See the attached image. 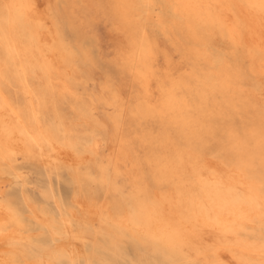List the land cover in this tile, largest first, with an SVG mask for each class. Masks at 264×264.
Here are the masks:
<instances>
[{"label": "rangeland", "instance_id": "374dc122", "mask_svg": "<svg viewBox=\"0 0 264 264\" xmlns=\"http://www.w3.org/2000/svg\"><path fill=\"white\" fill-rule=\"evenodd\" d=\"M56 1L57 0H54V2H53V0H45L46 14L43 16H44V20L48 24H46L47 26L46 25L44 26L45 31H46V32L44 31V33H43L44 34L43 35L44 45L42 47H40L38 45L39 40L36 38L35 35L32 34V32L28 26V22L24 19V15L18 11V6L15 4V0H4V1L0 0V75H1V77H0V92L6 97L8 103L12 107V109L14 111H17L21 115V118L24 122H28V123H31V122L34 123L35 122V124L37 125L38 128L41 127L40 129L44 132V137L54 139L57 142H58L59 137H63V136L66 137L67 140H70L72 143L77 144L76 145L77 151L74 153H71L70 156H73L71 158H74V157L79 158V160L81 159L80 161H83L82 158H84V162L78 161V163H80L82 165L81 166L77 162L67 163V162H63L61 160H56L53 157V155H48L46 152H41V151L27 152V154L24 153V155L18 154V155H15L9 159L6 157L0 156V166H1V169L3 170L1 172H3V174L11 180V181L9 180L8 183L5 185L1 198H2L3 202L9 208V211H10L9 216L11 218L12 224L15 227H17L18 229H20V231L24 235L30 237V240H31V242L29 244L24 246L23 250L25 251V255L28 258H30L34 254L38 255L45 249H54L58 244L62 245L61 243H63V244H65V247L62 248L61 249L62 251H60L56 256L57 264H63L62 263L63 260L65 262H67V264H69V262L71 264L72 263L71 262L72 261L71 256L75 257L74 258L75 259L74 264H137L138 261H142V260L146 261L147 259L153 260V261H156V260H161V261H163V260H199L202 262V264H212V262H216L215 264H219V262H220V264H227V263L239 264V262L236 259H234L233 257L230 256V252H229V249L227 246H223L221 250L214 249L213 245L215 242L214 241L215 238H214L213 234L211 232H209L208 230L203 229L201 227H196L194 229H188L186 231L187 232L186 235L188 236L187 237L188 238L187 243L185 245H183L180 252L173 253L171 251V249H169L167 246L161 244L158 240L147 239L142 234H139L136 231L131 230L126 224H121L119 221L123 220V218L125 217V214L121 211L125 210L124 206L126 208H128V205L130 203V199L133 197L139 198L141 200H149L150 199V200L161 201L164 198H166V199H169L171 201H173V200L175 201V197H176L177 192L179 190L184 191L186 196H188V194L190 195L191 193H195V194L197 193V188H198L197 186L199 185V181L197 179L198 174L196 172L200 173L203 170H205L206 172L214 171V172H218L220 174H224V175L227 174L228 175V174L233 173L237 167H241L240 163L243 162L242 160H244V159H242V160L240 159V161H239V156L244 154L243 150H242L243 145L248 142L249 145L247 143L248 146L247 145H244V146H246L247 151L250 149L248 152H253L258 148V145L256 143L257 139H255V138H257L258 136L264 135V111H263L264 110V105H263L264 104V82H263L264 81V76H263L264 73L262 75L255 74L253 72V70L250 68V64L247 65L248 63H250L249 58H247V57L242 58V57H240V56H238V55H236L230 51L224 52L217 45H215L211 42H206V41L200 40L198 38H194L191 35L192 34L191 32H188L186 29H184L182 27L176 26L177 25L176 22L178 19H176V17H175V12L173 10H171V8L167 7L164 4V0H147V2H144V1L135 2L136 0H134V1L132 0V8L130 7L131 9H129L128 5H126L127 9H123V10H120L121 5L119 4V0H115V1L111 0L112 2L110 0H107V1H103V0H97V1L96 0L95 1L94 0H89V1L88 0H73V1L72 0H60L59 1L58 0V2H56ZM108 1H110L111 4ZM61 2L62 3L65 2V3L62 4ZM84 2H86V3H84ZM54 3H55V5H54ZM104 3L106 5H103ZM60 4H61V6H60ZM51 5H52L53 9H52ZM71 5H72V7H71ZM87 6H88L89 10H88ZM145 6H147V7H145ZM163 6H165L167 9ZM107 7H108V9H107ZM114 7H116V8H114ZM138 7H140V8H138ZM86 8L90 14L86 10ZM2 10H4V11H2ZM77 11L79 14L77 13ZM86 11H87V13H86ZM109 11H110V14H109ZM148 11H150V13H151V15H149L150 17L146 13ZM157 11H158V13H157ZM161 11H163V12H161ZM54 13H55V15H54ZM73 13H75V14H73ZM95 13H97L96 16H95ZM105 13H107V14H105ZM115 13H117V16ZM228 13H229L230 17L233 16L231 12H228ZM103 14H105V15H103ZM112 14L113 15L115 14L116 17L120 16L119 18H121V19H117ZM246 14H249V15L247 16ZM81 15H82V18H81ZM92 15H93V17H91ZM111 15H112V17H111ZM240 15L243 16V18H244L245 36L249 38L250 44L253 47L257 45V47L259 46L258 48L264 49V45H263V43H264V13H262L261 11L258 12L255 9H252L250 6L244 5L243 10L240 11ZM101 16H103V17L101 18ZM105 16H107V17H105ZM156 16H157V18H156ZM85 18L87 19V21ZM97 19H99V20H97ZM163 19L165 20V22L163 21ZM82 20H84V21H82ZM143 20H144V22H143ZM148 20H150V21H148ZM137 21H138V23H136ZM159 21H161V22H159ZM171 21H172V23H171ZM255 22H258L259 24H255ZM120 24H122V25H120ZM171 24H174V25H171ZM137 25H138V27H137ZM144 25H146V26H144ZM99 26H100V28H99ZM164 26H166V27H164ZM91 27H93V29ZM160 27L162 28V30ZM143 28H144V30H143ZM174 28L176 29V31ZM95 29L97 30V32ZM140 30H142V31H140ZM171 30H172V32H171ZM252 30H254L253 32L255 33L256 36L254 35L253 32H250ZM146 31L148 34H146ZM98 33H99V35H98ZM141 33H145V35L141 34ZM185 33H186V35H185ZM64 34H65V36H64ZM142 35L145 37V39ZM160 35L162 36V39H161ZM121 36L123 37V39ZM88 37H89V39H88ZM148 37H150V38L153 37V38L150 39ZM22 38L24 40H22ZM7 39L14 41L18 45L17 46L18 48L14 49L15 51L8 49L7 42H6ZM155 39L158 41H156ZM92 41H95V42H92ZM137 41H138V43H137ZM143 41L148 42L150 44V46H148V48H146V46L145 47L141 46V42H143ZM184 41H186V42H184ZM74 42L79 43V44H75ZM132 42H134L137 45H135ZM156 42H157V44H156ZM80 43H81V45H80ZM163 43H164V45H163ZM48 44L55 45L57 48V52L59 54H61L62 58L60 61L56 60V62L53 63L54 67L51 69L52 73L50 75V80H48V82H47L48 76H46L41 71H38L37 69H33V67H31V66H27V67L25 66L24 67V65L22 63V59H25L26 62H28L29 52H38L40 50V48L44 49V53L43 52L42 53L45 56L47 54V52L45 51V48L47 47ZM199 44H201L200 47H199ZM179 45H180V47H179ZM183 45H184V48H183ZM21 46H22V48H21ZM136 46H138L140 48H138ZM169 46H170V48H168ZM206 46H207V48H206ZM69 47H70V49H69L70 51L68 52L67 48H69ZM20 48H21V50H20ZM84 48H85V50H84ZM88 48H90V52L88 51L89 50ZM23 49L24 50L26 49V52H27L26 54H23V51H22ZM96 49L98 50L99 54L97 53ZM80 50H82V52ZM85 51L99 57V62L97 63L94 61L92 68H91V65L89 67L87 64L84 63L85 57H83V56H84ZM120 51H125L127 53L133 54V58H132L133 61L131 60L132 62H130L127 66H125L121 63L118 64L115 61V56ZM204 51H205V53H204ZM62 53H64V55H62ZM222 53H224V61L219 60V56ZM172 54H174V55H172ZM48 56L49 55H47L46 57H48ZM67 59H69V60H67ZM70 59H72L74 61H72ZM178 59H179L180 64L178 63ZM229 60H231V61H229ZM228 61H229V63H228ZM73 62H74V64H73ZM101 62L103 64H101ZM209 63H211V64H209ZM67 64H69V66L70 65H72V66L67 67ZM213 64H214L215 68L213 67ZM228 64H230V65H228ZM85 65L89 68H87ZM150 65H152V66H150ZM77 66L79 67V69L77 68ZM138 67H140V68H138ZM159 67L161 70L159 69ZM67 68H69V70ZM80 68L83 70H81ZM118 68H120V69L118 70ZM123 68H124V70H122ZM223 68H225V69H223ZM73 70H74V72H73ZM80 70L82 71V74H81ZM112 70H113V72H112ZM2 71L4 73H2ZM114 71H115V73H114ZM123 71H124V73H123ZM131 71L133 72V74ZM161 71H163V72H161ZM104 72H105V74H104ZM106 72L108 74H106ZM116 72H117V74H116ZM230 72H231V74H230ZM125 73L129 74V75L127 76ZM130 73L132 75H130ZM135 73L138 75H136ZM61 74H63L64 79L66 78V80H69V81H66V83L68 84L67 88H62L60 86V75ZM89 74H90V76H89ZM114 74L118 75L117 77L120 79L119 82L117 81L118 78ZM123 74L125 77L123 76ZM221 74L227 75L229 77L230 76L232 77L234 75L232 78L230 77V81L232 80V83H230L229 89L223 88V86H225V85L223 84V82L221 80ZM77 75H78V77H77ZM97 75L100 76L99 77L100 81L98 80ZM104 75L109 76V77H105ZM120 76H122V77L120 78ZM143 76H145L147 79L143 78ZM235 76H236V78H235ZM86 77H88V80ZM115 77H116V79H115ZM123 77L125 79L128 78V80L127 79L125 80ZM172 77H174V78H172ZM206 77H207V79H206ZM12 78H14V79H12ZM101 78H103V79H101ZM248 78H250V79H248ZM186 79H188V80H186ZM129 80H130L131 84H128ZM103 81H104V83H102ZM180 81H181V83H179ZM208 81H210V82H208ZM246 82H248V83L246 84ZM93 83L96 84V86ZM116 83H119V84H116ZM6 84H7V86H6ZM69 84L71 86H69ZM112 84H113V87L111 86ZM248 84L249 85L251 84V85L247 86ZM118 85L121 86V90H120V87ZM129 86H130V89H129ZM135 86L137 87L138 90L136 89ZM201 86L203 89L201 88ZM210 87L212 89H214V90L211 89L212 92L209 91ZM216 87H218V88H216ZM74 88H75V91L77 93L74 91ZM155 88H156V91H155ZM88 89H90V90L92 89L91 90L92 92H90ZM231 89H232V91H231ZM101 90H102V92L99 93V91H101ZM118 90H120V91H118ZM183 90H184V92H183ZM234 90L238 93V95L237 94L234 95V93H233ZM83 91L86 93H84ZM245 91H246V93H245ZM108 92L110 93V95ZM114 92H115V94H114ZM96 93L98 94V96L99 95L100 96L98 97ZM117 94H119V96ZM152 94H153V96H152ZM205 94H207V95H205ZM208 95H211V96H208ZM228 95H230V96H228ZM235 96L236 97L239 96V97L236 98ZM189 97H190V100H189ZM231 97H233V99ZM96 98H98V99H96ZM117 98H118V100H117ZM120 98L124 99L125 101L122 102L123 100L122 99H121L122 101L119 100ZM242 98H244V99H242ZM234 99H236V100H234ZM254 100H256L257 102ZM101 101H104V102H101ZM211 102H213V104L214 103L218 104V106H215V104L213 106V104ZM255 102H256V104L254 105ZM118 103H120V105ZM116 104H117V106H116ZM127 104H129V105H127ZM227 105L229 107H227ZM115 106H116V108H115ZM120 106H122V107H120ZM135 106H137V107H135ZM138 106L140 108H138ZM219 106H221L223 108H221ZM123 107H124V109H123ZM234 107H236V109ZM128 108H130V109L128 110ZM155 108H158V109H155ZM32 109H34L35 112L31 114ZM101 109H103V110H101ZM219 109H221V110H219ZM222 109H224V113H223ZM144 110L145 111L147 110V111L145 112ZM226 110L231 112L232 116L230 115L231 113H229ZM151 111H152V113H151ZM141 112H142V114H141ZM148 113L149 114L151 113V114L149 115ZM226 113L227 114L229 113L228 115L231 117H229ZM235 113H237V114H235ZM94 114H95V116H94ZM143 114H145L147 117ZM210 114L213 116H215L217 114L218 115L216 117H213V116L210 117L211 116ZM253 114H256V116ZM102 115L106 116V118ZM109 115H111V116L108 117ZM240 115L242 117H240ZM99 116H100V118H99ZM243 116H244V118H243ZM252 118H253V121H252ZM104 119L105 120L107 119V120L105 121ZM163 119H165V120H163ZM244 119H246V120H244ZM168 121L169 122L172 121V122L169 123ZM231 121H232V123H231ZM245 121H248L250 124H248V122H245ZM209 122H210V124H209ZM222 122L224 124L227 122L228 123V124H226L227 128L232 127L230 129V131H234V133L232 134V132H231V135H229L230 134L229 128L227 129L226 126H224V124H222ZM235 122L236 123L238 122V124L241 126V127H238L239 129L237 127H236L237 129L235 128V126H237V124L235 125ZM257 122H259L260 124ZM246 123L248 124V126L246 125ZM112 124L114 127L112 126ZM152 125H153V127H152ZM159 125H161V126H159ZM212 125H214V126H212ZM230 125H232V126H230ZM254 125H256V126L253 127ZM261 125H263V126H261ZM195 126H196V128H195ZM136 127L138 128V130H136L137 129ZM146 127H148V128H146ZM172 127H173V130L175 132L172 130ZM204 127H205V129H204ZM214 127H215V129H214ZM246 127L248 129H250V128H252V129L248 130V129H246ZM258 127H259V129H258ZM184 128H186V129L184 130ZM188 128H190L188 130L190 132L187 135L188 131L186 133V130ZM199 128H201V129H199ZM107 129L108 130L110 129V130L108 131ZM146 129H147V132H146ZM242 129H244V130L242 131ZM260 129H261V131H260ZM180 130H183L185 135L182 134L183 131H180ZM245 130L251 131L252 136H253V134L255 136V138L253 137L255 140L250 136L251 135L250 132H248V135H247V132H245ZM123 131H124V133H123ZM144 131H145V133H143ZM150 131H152V132L150 133ZM240 131H242V132H240ZM125 132H126V134H125ZM178 132H181V134ZM210 132H212V133H210ZM257 132H259V133H257ZM240 133L243 134L244 137ZM137 134H138V136H137ZM234 134H235V136H234ZM258 134H260V135H258ZM193 135H195V136H193ZM245 135H246V137H245ZM152 136L154 138L153 140H152ZM176 136H178V137H176ZM212 136L216 137V138H212ZM232 136H233V138H232ZM96 137H99L98 140H100V142L97 140ZM178 138H180V139H178ZM220 138H221V140H220ZM236 138H237V140H236ZM239 138L240 139L246 138L247 140L245 139L246 142L244 143L242 141L244 139L239 140ZM234 139H235V141H234ZM231 140H232V142H231ZM249 140H251V141H249ZM94 141H97L99 143L98 153L94 149L95 148L93 145ZM91 142H92V145H91ZM139 142H141V143L139 144ZM146 142H148L149 144ZM206 142H208V143H206ZM250 142H251V144H250ZM118 143H119V145H117ZM121 143H123V144L121 145ZM131 143H132V145H131ZM194 143H195V145H194ZM214 143H216L215 146L213 145ZM221 143H222V145H221ZM133 145H135V146H133ZM160 145H162V146H160ZM182 145L184 148L182 147ZM251 145L253 147V151H251L252 150ZM112 146H114V147H112ZM153 146H154V148H153ZM156 146H158V147H156ZM185 146H190L191 148H187ZM192 146H193V148H192ZM228 146L229 147L232 146V147L229 148ZM145 147H146V149H145ZM235 147H236V150H235ZM147 148H148V150H147ZM116 149H118V150L122 149V150L117 151ZM163 149H165V150H163ZM181 149H183L184 151ZM79 150H85V152H87V153L81 154ZM138 150H140V151H138ZM146 150L150 151V154L148 152L146 154ZM124 151H125V153H124ZM159 151H161L162 153ZM192 151H194V152H192ZM230 151H233L234 156L232 155V152H230ZM169 152H171V153H169ZM124 155H126V156H124ZM176 155H177V158H176ZM261 155L263 157H261ZM84 156H86V158ZM138 156H139V158H138ZM179 156H181V157H179ZM89 157H92V158L95 157V158L93 160L92 158H89ZM106 157L108 159H106ZM145 157H146V160H145ZM182 157H183V159H185L187 161L190 160V162L183 160ZM207 157H208V159H207ZM234 158H235V160H234ZM86 159H89V160H86ZM220 159H221V161L218 162V160H220ZM263 159H264V150H261V151H259L258 155L256 156V158L253 162L249 160V161H245L246 163L245 162H243V163L245 165H250V163H251L252 168L254 170V174H257L260 171V173L264 176V165H262L263 164L262 161H264ZM144 160L147 162H145ZM24 161H25V163H24ZM151 161H152V163H151ZM183 161H185V164ZM191 161L193 164L191 163ZM213 161H215V162H213ZM176 162H177V164H176ZM200 162L202 163V165ZM230 162H231V165H230ZM10 163L12 164V166ZM14 163H15V165H14ZM40 163H42V164H40ZM100 163H101V165H100ZM188 163L191 164V165L189 164V167L187 165ZM234 163H237V164H234ZM77 164H78V166H77ZM143 164H144V166L142 167ZM146 164H147V166H146ZM180 164H182V166ZM65 165H66V167H64ZM70 165H72V166H70ZM151 165L153 168L151 167ZM183 165H186V166H183ZM192 165L196 166V167L193 166L194 169L197 168V169H195V170H197L195 172V177H193L195 170L193 168H192L193 170L191 169ZM206 165L209 167V169L207 168ZM210 165H212L213 167ZM223 166L225 169H223ZM177 167H179L178 168L179 170L177 169ZM183 167H185L186 169ZM187 167L190 168V172H189V169ZM200 167H201V169H200ZM256 167H258V168H256ZM106 168H108V169H106ZM144 168L146 170H144ZM214 168L216 169V171L214 170ZM73 169H75V170H73ZM98 169H99V173H98ZM152 169H153V171H152ZM180 169L183 173L180 171ZM183 169H185V171H183ZM143 170H144V172H143ZM154 170L155 171L157 170V171L155 172ZM158 170H160V171L164 170L167 172H163V171L159 172ZM175 170L176 171L178 170V171L176 172ZM227 171H229V172H227ZM94 172H95V174H94ZM158 172L160 174H157ZM186 172H188V173H186ZM104 173H105V175H104ZM161 173H163L162 175L163 176L165 175V176L163 177L161 175ZM164 173H166V174H164ZM189 173H192V174H189ZM203 173H204V171H203ZM178 174H180V175H178ZM185 174H187V175H185ZM71 175H73V176H71ZM166 175H168V176H166ZM145 176H147V177H145ZM186 176H187V178H186ZM169 177L172 178V181ZM183 177H185V178H183ZM188 177H189V179H188ZM101 178L102 179L104 178V179L102 180ZM150 179H152V181H150ZM182 179L186 180V182L183 181ZM110 180H111V183H110ZM178 181L181 185L178 183ZM191 181H192V183H191ZM102 182H104V184H102ZM141 182L145 183V184H142ZM162 182L164 185H161ZM175 182H177V183H175ZM195 183H197V184H195ZM8 185H9V187H8ZM152 185H154V187ZM109 187H110V189H109ZM123 187H125V188H123ZM133 187H134V189H133ZM168 187H169V189H167ZM176 187L179 189H177ZM150 188H152V189H150ZM190 189H191V191H189ZM132 190H134V191H132ZM149 190H151V191H149ZM103 191H105V192H103ZM106 191H107V193H106ZM109 191L112 193H110ZM131 191H132V193H131ZM54 193H55V195H54ZM174 193H175V195H173ZM88 195H89V197H88ZM106 195L109 197H107ZM112 195H113V198H112ZM70 196H71V198H70ZM74 196H75V198H74ZM114 196H116V197H114ZM167 196H169V197H167ZM114 198H115V200H112ZM87 199H89V200H87ZM91 199H93V201ZM79 200L81 202H79ZM109 200H110V202H108ZM118 202H120L121 210L116 212V211H114V207L116 206V204ZM32 203L34 204V206ZM97 206H98V208H97ZM100 206H101V208H100ZM70 207H71V209H70ZM33 208H34V210H32ZM80 210L81 211L83 210V211L81 212ZM88 210H90V211H88ZM71 211H74V212H71ZM94 211L97 215L94 213ZM102 211L105 215H106V213L108 215L113 214L111 216V217H113V219L112 218H110V219L105 218L103 220L102 217L100 216V213H99ZM25 213L27 215H24ZM61 213H62V215H61ZM83 213H84V215H83ZM42 214H43V216H42ZM56 214H58V216ZM46 215L50 219L47 218ZM51 215H54V216H51ZM37 216H38V218H37ZM55 216H57V217H55ZM90 216H92V218ZM51 217H53V218H51ZM66 217L68 218V220ZM77 217H79V218L77 219ZM84 217H85V220H84ZM38 219L40 222H38ZM48 219L51 220L52 222L48 221L47 222L48 224H47L46 221ZM59 219H60V222H58ZM80 219H81V221H80ZM86 219L90 222V224ZM56 220H58V221L56 222ZM75 221H77L78 223ZM94 221H97V222H94ZM99 221H100V224L103 221L102 223L104 224V226H103V224L99 225ZM82 222L84 224H82ZM92 222H93V224H92ZM105 222L107 225L105 224ZM43 223H45V224H43ZM63 223L65 224V226ZM75 223H76V225H75ZM55 225H57V227ZM62 225L64 228L60 227ZM52 226H55L56 230L54 229V227L52 228ZM107 226H108V231H107V228H105ZM79 228H81L80 231L78 230ZM98 228H100V229L102 228L103 230H100ZM75 229H76V231H75ZM37 230H39L40 232L38 231L39 232L38 233ZM98 230L100 231V233L98 232ZM110 230H111V232L113 231L114 233L109 232ZM32 231H35V232H32ZM51 231L53 233L55 231H58V232H62L63 234L62 235L59 234V236H58V234L56 235V233H54V235H53L51 233ZM73 231H75V232H73ZM102 232H103V234H101ZM107 232H109V234H105ZM64 233H66V235ZM80 233H82V235H80ZM89 233L91 234V236H89L90 235ZM94 233L96 234V236H94ZM44 234H45V236H44ZM49 234H51V235H49ZM113 235H114V238H116V239L112 238ZM42 236H43V238H42ZM48 236H50V237L48 238ZM51 236H52V239H51ZM79 236H83L84 238H87V241L82 242L79 239L80 238ZM36 238H38V239H36ZM64 238H65V240H64ZM88 238H91V239L93 238V239L90 240ZM95 240H96V242H95ZM51 241L52 242L56 241V242L52 243ZM59 241H61V242H59ZM113 241H115V242H113ZM71 242H73V243H71ZM42 244L44 245V248L42 247L43 246ZM223 244H225V243H223ZM75 245L77 248L75 247ZM92 245H93V247H92ZM144 246H145V249H144ZM67 247L68 248L70 247V248L68 249ZM81 247L83 248V250ZM149 247H151V248H149ZM186 247H188V248H186ZM71 249H72V251H71ZM151 249L154 250V252ZM65 251L66 252L68 251L69 256ZM91 251H92V253H91ZM88 252H90V253H88ZM62 253L64 256L62 255ZM147 253H150L151 255L147 254ZM85 254H86V256H85ZM147 255H149V256H147ZM193 255H195V256H193ZM87 256H88V258H87ZM217 256H220V258H216ZM94 257H96V258H94ZM80 258H81V260H80ZM13 260L11 258V261H13ZM82 260H83V262H82ZM21 261L23 262V264L29 263V260L27 261V260H24L22 258H21ZM56 262H55V264H56Z\"/></svg>", "mask_w": 264, "mask_h": 264}, {"label": "bare ground", "instance_id": "6f19581e", "mask_svg": "<svg viewBox=\"0 0 264 264\" xmlns=\"http://www.w3.org/2000/svg\"><path fill=\"white\" fill-rule=\"evenodd\" d=\"M4 1V0H3ZM60 1V0H59ZM73 1V0H72ZM89 1V0H88ZM95 1V0H94ZM97 1V0H96ZM103 1H107V0H103ZM111 1V0H110ZM110 1H108L110 3ZM115 1V0H114ZM134 1V0H133ZM137 1H144V2H147V0H136L135 2ZM54 2V0H53ZM58 2V0L56 1ZM68 2V1H67ZM66 2V3H67ZM75 2V1H74ZM73 2V3H74ZM107 2V3H108ZM112 2V1H111ZM143 2V3H144ZM62 3V2H61ZM65 2H63L62 4H64ZM80 3V2H79ZM86 3V2H84ZM117 3V2H116ZM115 3V4H116ZM142 3V2H141ZM15 4L18 6V11L24 15V19L28 22V26L32 32L33 35L36 36V38L39 40L38 41V45L40 47H42L44 45V37H43V33L45 31V25L48 24L46 23V21L44 20V16L46 14V11H45V0H15ZM78 4V3H77ZM111 4V3H110ZM119 4L121 5V8L120 10H123V9H127L126 5H128L129 9L132 8V0H119ZM164 4L171 8V10H173L175 12V17L177 20L176 22V26H179V27H182L184 29H186L188 32H191L192 36L194 38H198L200 40H203V41H206V42H211L215 45H217L218 47H220L221 50H223L224 52L226 51H230L242 58H249L250 60V63H248L247 65L250 64V68L253 70V72L255 74H258V75H262L264 73V49H260L256 46H252L250 44V40L248 37L245 36V28H244V18L243 16L240 15V11L243 10L244 8V5H247V6H250L252 9H255L256 11H261L260 8L257 6V7H253L251 5L255 4V5H258L259 4V0H164ZM55 5V3H54ZM84 5V4H83ZM103 5H106L105 3ZM61 6V4H60ZM110 6V5H109ZM112 6V5H111ZM134 6V5H133ZM52 7V5H51ZM72 7V5H71ZM106 7V6H105ZM119 7V6H118ZM125 7V8H124ZM131 7V8H130ZM147 7V6H145ZM165 7V6H163ZM80 8V7H79ZM88 8V6H87ZM86 8V10H87ZM111 8V7H110ZM116 8V7H114ZM140 8V7H138ZM143 8V7H142ZM149 8V7H148ZM156 8V7H155ZM166 8V7H165ZM53 9V7H52ZM57 9V8H56ZM76 9V8H75ZM108 9V7H107ZM151 9V8H150ZM167 9V8H166ZM89 10V8H88ZM87 10V11H88ZM141 10V9H140ZM143 10V9H142ZM169 10V9H168ZM245 10V9H244ZM247 10V9H246ZM4 11V10H2ZM53 11V10H52ZM86 11V13H87ZM91 11V10H90ZM96 11V10H95ZM105 11V10H104ZM115 11V10H114ZM249 11V10H248ZM93 12V11H92ZM116 12V11H115ZM163 12V11H161ZM228 12H231L232 13V17H230L229 13ZM244 12V11H243ZM242 12V13H243ZM250 12V11H249ZM78 13V11H77ZM89 13V11H88ZM99 13V12H98ZM104 13V12H103ZM149 15H151L150 11L146 12ZM158 13V11H157ZM75 14V13H73ZM79 14V13H78ZM82 14V13H81ZM90 14V13H89ZM97 13H95V16H96ZM107 14V13H105ZM103 14V15H105ZM109 14H110V11H109ZM116 16H117V13H115ZM115 14L113 16H115ZM143 14V13H142ZM145 14V13H144ZM55 15V13H54ZM77 15V14H76ZM86 15V14H85ZM111 15V17H112ZM159 15V14H158ZM247 16L249 14H246ZM79 16V15H78ZM94 16V17H95ZM110 16V15H109ZM115 16V17H116ZM165 16V15H164ZM87 17V16H86ZM93 17V15L91 16ZM103 16H101L102 18ZM107 17V16H105ZM104 17V18H105ZM120 17V16H119ZM119 17H116L117 19H121ZM150 17V16H149ZM81 18H82V15H81ZM103 18V19H104ZM109 18V17H108ZM157 18V16H156ZM163 18V17H162ZM86 19V18H85ZM111 19V18H110ZM115 19V18H114ZM142 19V18H141ZM165 19V18H164ZM163 19V21L165 22V20ZM175 19V18H174ZM90 20V19H89ZM88 20V21H89ZM99 20V19H97ZM123 20V19H122ZM140 20V19H139ZM146 20V19H145ZM171 20V19H170ZM7 21V20H6ZM84 21V20H82ZM87 21V19H86ZM104 21V20H103ZM117 21V20H116ZM124 21V20H123ZM150 21V20H148ZM91 22V21H90ZM114 22V21H113ZM125 22V21H124ZM144 22V20H143ZM161 22V21H159ZM8 23V22H7ZM26 23V22H25ZM88 23V22H87ZM116 23V22H115ZM114 23V24H115ZM138 23V21L136 22ZM158 23V22H157ZM167 23V22H166ZM172 23V21H171ZM92 24V23H91ZM100 24V23H99ZM106 24V23H105ZM108 24V23H107ZM119 24V23H118ZM126 24V23H125ZM144 24V23H143ZM162 24V23H161ZM255 24H259L258 22H255ZM9 25V24H8ZM20 25V24H19ZM94 25V24H93ZM112 25V24H111ZM122 25V24H120ZM171 25H174V24H171ZM262 25V24H261ZM47 26V25H46ZM92 26V25H91ZM126 26V25H125ZM143 26V25H142ZM146 26V25H144ZM161 26V25H160ZM163 26V25H162ZM13 27V26H12ZM72 27V26H71ZM128 27V26H127ZM136 27V26H135ZM138 27V25H137ZM140 27V26H139ZM159 27V26H158ZM166 27V26H164ZM168 27V26H167ZM170 27V26H169ZM248 27V26H247ZM251 27V26H250ZM9 28V27H8ZM21 28V27H20ZM47 28V27H46ZM93 29V27H91ZM100 28V26H99ZM117 28V27H116ZM141 28V27H140ZM151 28V27H150ZM156 28V27H155ZM161 28V27H160ZM25 29V28H24ZM142 29V28H141ZM175 29V28H174ZM247 29V28H246ZM259 29V28H258ZM96 30V29H95ZM94 30V31H95ZM120 30V29H119ZM144 30V28H143ZM162 30V28H161ZM181 30V29H180ZM9 31V30H8ZM27 31V30H26ZM25 31V32H26ZM93 31V30H92ZM142 31V30H140ZM153 31V30H152ZM165 31V30H164ZM168 31V30H167ZM176 31V29H175ZM254 30L250 31V32H253ZM46 32V31H45ZM68 32V31H67ZM97 32V30H96ZM150 32V31H149ZM169 32V31H168ZM172 32V30H171ZM174 32V31H173ZM14 33V32H13ZM64 33V32H63ZM154 33V32H153ZM170 33V32H169ZM254 33V32H253ZM141 34H144L145 33H141ZM146 34L147 31H146ZM257 34V33H256ZM17 35V34H16ZM72 35V34H71ZM99 35V33H98ZM183 35V34H182ZM186 35V33H185ZM255 35V33H254ZM9 36V35H8ZM65 36V34H64ZM143 36V35H142ZM147 36V35H146ZM150 36V35H149ZM161 36V35H160ZM177 36V35H176ZM181 36V35H180ZM248 36V35H247ZM256 36V35H255ZM259 36V35H258ZM122 37V36H121ZM138 37V36H137ZM144 37V36H143ZM164 37V36H163ZM260 37V36H259ZM20 38V37H19ZM60 38V37H59ZM65 38V37H64ZM74 38V37H73ZM79 38V37H78ZM150 38V37H148ZM153 37H151L150 39H152ZM168 38V37H167ZM189 38V37H188ZM12 39V38H11ZM66 39V38H65ZM85 39V38H84ZM89 39V37H88ZM87 39V40H88ZM98 39V38H97ZM123 39V37H122ZM142 39V38H141ZM140 39V40H141ZM145 39V37H144ZM161 39H162V36H161ZM160 39V40H161ZM166 39V38H165ZM22 40H24L22 38ZM67 40V39H66ZM80 40V39H79ZM78 40V41H79ZM143 40V39H142ZM156 40V39H155ZM77 41V42H78ZM151 41V40H150ZM158 41V40H156ZM162 41V40H161ZM7 42V47L9 50H14V49H17L18 45L10 40V39H7L6 40ZM92 42H95V41H92ZM141 42V46L148 48V46H150V44L148 42ZM160 42V41H159ZM167 42V41H166ZM186 42V41H184ZM188 42V41H187ZM28 43V42H27ZM26 43V44H27ZM33 43V42H32ZM62 43V42H61ZM75 43V42H74ZM134 43V42H132ZM138 43V41H137ZM140 43V42H139ZM190 43V42H189ZM19 44V43H18ZM75 44H79V43H75ZM135 44V43H134ZM153 44V43H152ZM157 44V42H156ZM174 44V43H173ZM179 44V43H178ZM20 45V44H19ZM81 45V43H80ZM137 45V44H135ZM160 45V44H159ZM158 45V46H159ZM164 45V43H163ZM167 45V44H166ZM165 45V46H166ZM187 45V44H186ZM201 44H199V47H200ZM207 45V44H206ZM264 45V43H263ZM262 45V46H263ZM92 46V45H91ZM90 46V47H91ZM139 46V45H138ZM136 46V47H138ZM168 46V45H167ZM93 47V46H92ZM142 47V48H143ZM153 47V46H152ZM180 47V45H179ZM22 48V46H21ZM20 48V50H21ZM72 48V47H71ZM80 48V47H79ZM140 48V47H138ZM137 48V49H138ZM170 48V46L168 47ZM183 48H184V45H183ZM207 48V46H206ZM262 48V47H261ZM69 48H67L68 52L70 51ZM89 52H90V48H88ZM132 49V48H131ZM154 49V48H153ZM178 49V48H177ZM182 49V48H181ZM211 49V48H210ZM73 50V49H72ZM85 50V48H84ZM143 50V49H142ZM15 51V50H14ZM17 51V50H16ZM23 51V54H26V49L22 50ZM35 51V50H34ZM45 51L47 52V54L44 56L43 53H44V49L43 48H40V50L38 52H29V57H28V62H26L25 59H22V63L24 65V67L26 66H31L33 67V69H37L38 71H41L42 73H44L46 76H48L47 78V82L48 80H50V75L52 73V68L54 67V62L57 61H60L61 60V54H59L57 52V48L55 45L53 44H48L47 47L45 48ZM66 51V50H65ZM64 51V52H65ZM82 52V50H80ZM97 53H98V50L96 49ZM95 51V52H96ZM100 51V50H99ZM155 51V50H154ZM206 51V50H205ZM204 51V53H205ZM43 52V53H42ZM125 52V51H124ZM136 52V51H135ZM177 52V51H176ZM181 52V51H180ZM193 52V51H192ZM140 53V52H139ZM155 53V52H154ZM99 54V53H98ZM194 54V53H193ZM198 54V53H197ZM47 55H49L48 57H46ZM62 55H64V53H62ZM148 55V54H147ZM174 55V54H172ZM176 55V54H175ZM195 55V54H194ZM199 55V54H198ZM226 55V54H225ZM71 56V55H70ZM84 57V56H83ZM148 57V56H147ZM183 57V56H182ZM206 57V56H205ZM71 58V57H70ZM137 58V57H136ZM145 58V57H144ZM157 58V57H156ZM181 58V57H180ZM179 58V59H180ZM232 58V57H231ZM19 59V58H18ZM76 59V58H75ZM85 59V58H84ZM135 59V58H134ZM179 59H178V63H179ZM203 59V58H202ZM14 60V59H13ZM69 60V59H67ZM72 60V59H70ZM137 60V59H136ZM145 60V59H144ZM219 60H222L224 61V53H222L220 56H219ZM66 61V60H65ZM74 61V60H72ZM133 61V60H132ZM131 61V62H132ZM204 61V60H203ZM231 61V60H229ZM228 61V63H229ZM63 62V61H62ZM71 62V61H70ZM166 62V61H165ZM176 62V61H175ZM213 62V61H212ZM159 63V62H158ZM177 63V64H178ZM219 63V62H218ZM244 63V62H243ZM74 64V62H73ZM78 64V63H77ZM94 64V63H93ZM91 64V68H92V65ZM101 64H103L101 62ZM113 64V63H112ZM119 64V63H118ZM147 64V63H146ZM168 64V63H167ZM180 64V63H179ZM182 64V63H181ZM211 64V63H209ZM208 64V65H209ZM76 65V64H75ZM80 65V64H79ZM78 65V66H79ZM117 65V64H116ZM115 65V66H116ZM134 65V64H133ZM142 65V64H141ZM230 65V64H228ZM242 65V64H241ZM65 66V65H64ZM72 66V65H70ZM69 64H67V67H70ZM77 66V68L79 69V67ZM86 66V65H85ZM90 67V65H88ZM114 66V67H115ZM135 66V65H134ZM143 66V65H142ZM152 66V65H150ZM59 67V66H58ZM66 67V66H65ZM87 67V66H86ZM87 67V68H89ZM146 67V66H145ZM173 67V66H172ZM176 67V66H175ZM213 67H214V64H213ZM231 67V66H230ZM248 67V66H247ZM23 68V67H22ZM57 68V67H56ZM64 68V67H63ZM74 68V67H73ZM95 68V67H94ZM140 68V67H138ZM215 68V67H214ZM32 69V70H33ZM65 69V68H64ZM69 70V68H67ZM81 69V68H80ZM97 69V68H96ZM103 69V68H102ZM120 68H118L119 70ZM160 69V67H159ZM170 69V68H169ZM209 69V68H208ZM211 69V68H210ZM225 69V68H223ZM3 70V69H2ZM66 70V69H65ZM83 70V69H81ZM80 70V71H81ZM124 70V68L122 69ZM132 70V69H131ZM161 70V69H160ZM35 71V70H34ZM89 71V70H88ZM129 71V70H128ZM147 71V70H146ZM153 71V70H152ZM187 71V70H186ZM212 71V70H211ZM231 71V70H230ZM233 71V70H232ZM74 72V70H73ZM92 72V71H91ZM98 72V71H97ZM113 72V70H112ZM132 72V71H131ZM158 72V71H157ZM163 72V71H161ZM165 72V71H164ZM2 73H4L2 71ZM76 73V72H75ZM80 73V72H79ZM115 73V71H114ZM124 73V71H123ZM129 73V72H128ZM137 73V72H136ZM135 73V74H136ZM167 73V72H166ZM169 73V72H168ZM205 73V72H204ZM215 73V72H214ZM229 73V72H228ZM234 73V72H233ZM252 73V72H251ZM37 74V73H36ZM69 74V73H68ZM81 74H82V71H81ZM93 74V73H92ZM97 74V73H96ZM105 74V72H104ZM106 74H108L106 72ZM117 74V72H116ZM122 74V73H121ZM126 74V73H125ZM133 74V72H132ZM130 73V75H132ZM134 74V75H135ZM140 74V73H139ZM231 74V72H230ZM236 74V73H235ZM9 75V74H8ZM73 75V74H72ZM115 75V74H114ZM120 75V74H119ZM127 76L129 74H126ZM133 75V76H134ZM138 75V74H136ZM151 75V74H150ZM161 75V74H160ZM198 75V74H197ZM83 76V75H82ZM90 76V74H89ZM105 76V75H104ZM116 77L118 75H115ZM124 76V74H123ZM146 76V75H145ZM145 76H143V78H146ZM196 76V75H195ZM234 76V75H233ZM232 76V77H233ZM238 76V75H237ZM264 76V74H263ZM1 77V75H0ZM71 77V76H70ZM69 77V78H70ZM78 77V75H77ZM98 80H99V77L98 76ZM105 77H109V76H105ZM111 77V76H110ZM115 77V79H116ZM122 76H120L121 78ZM125 77V76H124ZM123 77V78H124ZM136 77V76H135ZM162 77V76H161ZM186 77V76H185ZM231 77V76H230ZM230 77L227 76V75H223L221 74V80L223 82V84L225 86H223V88L225 89H229V85L230 83H232V80L230 81ZM231 77V78H232ZM80 78V77H79ZM84 78V77H83ZM87 80H88V77H86ZM92 78V77H91ZM118 78V77H117ZM141 78V77H140ZM139 78V79H140ZM142 78V79H143ZM174 78V77H172ZM183 78V77H182ZM189 78V77H188ZM201 78V77H200ZM203 78V77H202ZM218 78V77H217ZM236 78V76H235ZM14 79V78H12ZM71 79V78H70ZM93 79V78H92ZM91 79V80H92ZM103 79V78H101ZM125 79V78H124ZM128 80V78H126ZM125 79V80H126ZM138 79V80H139ZM147 79V78H146ZM152 79V78H151ZM157 79V78H156ZM199 79V78H198ZM207 79V77H206ZM234 79V78H233ZM240 79V78H239ZM243 79V78H242ZM250 79V78H248ZM258 79V78H257ZM8 80V79H7ZM90 80V81H91ZM119 78H118V82H119ZM133 80V79H132ZM136 80V79H135ZM154 80V79H153ZM152 80V81H153ZM188 80V79H186ZM191 80V79H190ZM189 80V81H190ZM237 80V79H236ZM241 80V79H240ZM3 81V80H2ZM66 81H69V80H66V78L64 79L63 77V74L60 75V86L62 88H67L68 87V84L66 83ZM80 81V80H79ZM83 81V80H82ZM81 81V82H82ZM85 81V80H84ZM94 81V80H93ZM96 81V80H95ZM100 81V80H99ZM124 81V80H123ZM263 81V80H262ZM14 82V81H13ZM72 82V81H71ZM70 82V83H71ZM116 82V81H115ZM127 82V81H126ZM210 82V81H208ZM249 82V81H248ZM246 82V84L248 83ZM264 82V81H263ZM15 83V82H14ZM96 83V82H95ZM104 83V81L102 82ZM133 83V82H132ZM136 83V82H135ZM147 83V82H146ZM150 83V82H149ZM152 83V82H151ZM181 83V81L179 82ZM194 83V82H193ZM242 83V82H241ZM94 84V83H93ZM116 84H119V83H116ZM128 84H131L130 80H129V83ZM165 84V83H164ZM163 84V85H164ZM195 84V83H194ZM202 84V83H201ZM211 84V83H210ZM209 84V85H210ZM245 84V85H246ZM254 84V83H253ZM262 84V83H261ZM75 85V84H74ZM86 85V84H85ZM96 86V84H94ZM136 85V84H135ZM174 85V84H173ZM220 85V84H219ZM251 85V84H250ZM249 84L247 86H250ZM7 86V84H6ZM69 86H71L69 84ZM113 87V84L111 85ZM119 86V85H118ZM171 86V85H170ZM199 86V85H198ZM232 86V85H231ZM260 86V85H259ZM263 86V85H262ZM261 86V87H262ZM86 87V86H85ZM120 87V90H121V86ZM136 87V86H135ZM182 87V86H181ZM220 87V86H219ZM12 88V87H11ZM128 88V87H127ZM143 88V87H142ZM202 88V86H201ZM218 88V87H216ZM248 88V87H247ZM253 88V87H252ZM79 89V88H78ZM116 89V88H115ZM123 89V88H122ZM129 89H130V86H129ZM137 89V87H136ZM203 89V88H202ZM211 87H210V90L211 91ZM222 89V88H221ZM73 90V89H72ZM90 92H92L90 89H88ZM96 90V89H95ZM112 90V89H111ZM118 90V91H120ZM126 90V89H125ZM134 90V89H133ZM138 90V89H137ZM169 90V89H168ZM214 90V89H212ZM2 91V90H1ZM74 91H75V88H74ZM79 91V90H78ZM116 91V90H115ZM127 91V90H126ZM148 91V90H147ZM155 91H156V88H155ZM167 91V90H166ZM165 91V92H166ZM172 91V90H171ZM180 91V90H179ZM182 91V90H181ZM224 91V90H223ZM228 91V90H227ZM232 91V89H231ZM76 92V91H75ZM74 92V93H75ZM81 92V91H80ZM84 92V91H83ZM88 92V91H87ZM102 92L99 91V93ZM134 92V91H133ZM138 92V91H137ZM136 92V93H137ZM150 92V91H149ZM164 92V93H165ZM184 92V90H183ZM188 92V91H187ZM212 92V91H211ZM210 92V93H211ZM77 93V92H76ZM75 93V94H76ZM86 93V92H84ZM83 93V94H84ZM109 93V92H108ZM107 93V94H108ZM120 93V92H119ZM127 93V92H126ZM130 93V92H129ZM132 93V92H131ZM167 93V92H166ZM209 93V92H208ZM234 95L238 93L234 90L233 91ZM246 93V91H245ZM244 93V94H245ZM97 94V93H96ZM115 94V92H114ZM134 94V93H133ZM146 94V93H145ZM148 94V93H147ZM221 94V93H220ZM7 95V94H6ZM110 95V93H109ZM119 96V94H117ZM158 95V94H157ZM207 95V94H205ZM204 95V96H205ZM223 95V94H222ZM227 95V94H226ZM225 95V96H226ZM92 96V95H91ZM95 96V95H94ZM98 96V94H97ZM100 96V95H99ZM98 96V97H99ZM102 96V95H101ZM104 96V95H103ZM121 96V95H120ZM153 96V94H152ZM188 96V95H187ZM208 96H211V95H208ZM230 96V95H228ZM241 96V95H240ZM246 96V95H245ZM244 96V97H245ZM93 97V96H92ZM105 97V96H104ZM151 97V96H150ZM236 97V96H235ZM234 97V98H235ZM239 97V96H237ZM236 97V98H237ZM81 98V97H80ZM83 98V97H82ZM103 98V97H102ZM106 98V97H105ZM154 98V97H153ZM206 98V97H205ZM233 99V97H231ZM84 99V98H83ZM94 99V98H93ZM98 99V98H96ZM107 99V98H106ZM122 98H120L119 100H121ZM197 99V98H196ZM244 99V98H242ZM118 100V98H117ZM123 100V101H122ZM121 101L124 102L125 100L122 99ZM132 100V99H131ZM139 100V99H138ZM141 100V99H140ZM151 100V99H150ZM153 100V99H152ZM189 100H190V97H189ZM236 100V99H234ZM87 101V100H86ZM143 101V100H142ZM210 101V100H209ZM214 101V100H213ZM216 101V100H215ZM243 101V100H242ZM256 101V100H254ZM253 101V102H254ZM101 102H104V101H101ZM116 102V101H115ZM132 102V101H131ZM160 102V101H159ZM200 102V101H199ZM257 102V101H256ZM256 102L254 103V105L256 104ZM99 103V102H98ZM113 103V102H112ZM213 104V102H211ZM210 103V104H211ZM94 104V103H93ZM120 105V103H118ZM215 104V103H214ZM213 104V106H214ZM88 105V104H87ZM90 105V104H89ZM106 105V104H105ZM129 105V104H127ZM155 105V104H154ZM264 105V104H263ZM102 106V105H101ZM117 106V104H116ZM115 106V108H116ZM156 106V105H155ZM211 106V105H210ZM215 106H218V104H215ZM232 106V105H231ZM96 107V106H95ZM94 107V108H95ZM122 107V106H120ZM137 107V106H135ZM221 107V106H219ZM227 107H229L227 105ZM97 108V107H96ZM126 108V107H125ZM138 108H140L138 106ZM223 108V107H221ZM236 109V107H234ZM258 108V107H257ZM124 109V107H123ZM130 108H128L129 110ZM143 109V108H142ZM155 109H158V108H155ZM214 109V108H213ZM218 109V108H217ZM259 109V108H258ZM103 110V109H101ZM108 110V109H107ZM114 110V109H113ZM119 110V109H118ZM221 110V109H219ZM223 110V113H224V109ZM120 111V110H119ZM118 111V112H119ZM126 111V110H125ZM132 111V110H131ZM142 111V110H141ZM145 111V110H144ZM147 111V110H146ZM145 111V112H146ZM191 111V110H190ZM215 111V110H214ZM228 111V110H226ZM264 111V110H263ZM35 110L32 109L31 110V114L34 113ZM107 112V111H106ZM115 112V111H114ZM127 112V111H126ZM144 112V113H145ZM163 112V111H162ZM219 112V111H218ZM229 112V111H228ZM76 113V112H75ZM93 113V112H92ZM117 113V112H116ZM135 113V112H134ZM152 113V111H151ZM150 113V114H151ZM155 113V112H154ZM220 113V112H219ZM231 113V112H229ZM228 113V114H229ZM107 114V113H106ZM119 114V113H118ZM142 114V112H141ZM149 114V113H148ZM149 114V115H150ZM209 114V113H208ZM227 114V113H226ZM227 114V115H228ZM237 114V113H235ZM121 115V114H120ZM145 115V114H143ZM160 115V114H159ZM166 115V114H165ZM211 115V114H210ZM218 115V114H217ZM217 115L213 116L211 115L210 117H216ZM232 116V113L230 114ZM256 116V114H253ZM95 116V114H94ZM104 116V115H102ZM101 116V117H102ZM111 115H109L108 117H110ZM146 116V115H145ZM161 116V115H160ZM229 116V115H228ZM229 116V117H231ZM98 117V116H97ZM106 118V116H104ZM103 117V118H104ZM147 117V116H146ZM157 117V116H156ZM163 117V116H162ZM222 117V116H221ZM240 117H242L240 115ZM100 118V116H99ZM121 118V117H120ZM124 118V117H123ZM161 118V117H160ZM223 118V117H222ZM227 118V117H226ZM244 118V116H243ZM254 118V117H253ZM253 118H252V121H253ZM116 119V118H115ZM141 119V118H140ZM162 119V118H161ZM166 119V118H165ZM163 119V120H165ZM207 119V118H206ZM214 119V118H213ZM229 119V118H228ZM233 119V118H232ZM105 120V119H104ZM107 120V119H106ZM105 120V121H106ZM118 120V119H117ZM145 120V119H144ZM158 120V119H157ZM160 120V119H159ZM168 120V119H167ZM202 120V119H201ZM210 120V119H209ZM221 120V119H220ZM225 120V119H224ZM246 120V119H244ZM249 120V119H248ZM120 121V120H119ZM197 121V120H196ZM206 121V120H205ZM204 121V122H205ZM233 121V120H232ZM231 121V123H232ZM251 121V122H252ZM158 122V121H157ZM160 122V121H159ZM163 122V121H162ZM169 122V121H168ZM172 122V121H171ZM169 122V123H171ZM174 122V121H173ZM191 122V121H190ZM228 122V121H227ZM223 123L224 126H226V124L228 123ZM245 122H248V121H245ZM255 122V121H254ZM253 122V123H254ZM151 123V122H150ZM149 123V124H150ZM155 123V122H154ZM167 123V122H166ZM242 123V122H241ZM252 123V124H253ZM259 123V122H257ZM122 124V123H121ZM175 124V123H174ZM177 124V123H176ZM193 124V123H192ZM210 124V122H209ZM221 124V123H220ZM237 124V126H235V128L237 127H241L238 122L236 123L235 122V125ZM243 124V123H242ZM248 124H250L248 122ZM248 124L246 123V125L248 126ZM260 124V123H259ZM138 125V124H137ZM158 125V124H157ZM178 125V124H177ZM207 125V124H206ZM239 125V126H238ZM245 125V126H246ZM113 126V124H112ZM140 126V125H139ZM161 126V125H159ZM176 126V125H175ZM179 126V125H178ZM190 126V125H189ZM210 126V125H209ZM214 126V125H212ZM229 126V125H228ZM232 126V125H230ZM244 126V127H245ZM256 125H254L253 127H255ZM263 126V125H261ZM114 127V126H113ZM153 127V125H152ZM198 127V126H197ZM41 128V127H40ZM37 127V125L34 123H28V122H24L21 118V115L17 112V111H14L12 109V107L9 105L6 97L0 92V156H3V157H6V158H11L15 155H18V154H23L27 152H33V151H41V152H46L48 155H53V157L56 159V160H61L63 162H67V163H75L78 161L79 162H84V158H82L83 161H80L79 158H71L73 156H70L71 153H74L77 151V148H76V145L75 143H72L70 140H67L66 137H59L58 138V142L54 139H50L48 137H44V132ZM125 128V127H124ZM137 128V127H136ZM148 128V127H146ZM178 128V127H177ZM196 128V126H195ZM227 128V126H226ZM229 128V131L232 127H228ZM227 128V129H228ZM234 128V127H233ZM236 128V129H237ZM261 128V127H260ZM145 129V128H144ZM159 129V128H158ZM169 129V128H168ZM182 129V128H181ZM186 128H184L185 130ZM190 128H188L186 130V133L187 131L189 130ZM201 129V128H199ZM203 129V128H202ZM205 129V127H204ZM212 129V128H211ZM210 129V130H211ZM215 129V127H214ZM217 129V128H216ZM239 129V128H238ZM246 129H248L246 127ZM252 129V128H250ZM248 129V130H250ZM257 129V128H256ZM259 129V127H258ZM108 130V129H107ZM110 130V129H109ZM108 130V131H109ZM120 130V129H119ZM125 130V129H124ZM138 130V128L136 129ZM150 130V129H149ZM161 130V129H160ZM171 130V129H170ZM172 130H173V127H172ZM195 130V129H194ZM193 130V131H194ZM213 130V129H212ZM223 130V129H222ZM233 130V129H232ZM235 130V129H234ZM244 129H242L243 131ZM246 131L247 132V135H248V132H250V136L253 138H255L254 134L252 136V132L251 131ZM117 131V130H116ZM122 131V130H121ZM120 131V132H121ZM142 131V130H141ZM159 131V130H158ZM157 131V132H158ZM174 131V130H173ZM180 131H183V130H180ZM240 131V132H242ZM253 131V130H252ZM261 131V129H260ZM138 132V131H137ZM136 132V133H137ZM146 132H147V129H146ZM149 132V131H148ZM152 131H150L151 133ZM175 132V131H174ZM190 131H188L187 135L189 134ZM192 132V131H191ZM206 132V131H205ZM208 132V131H207ZM223 132V131H222ZM231 132L232 134L234 133V131H230V134L231 135ZM236 132V131H235ZM254 132V131H253ZM92 133V132H91ZM117 133V132H116ZM124 133V131H123ZM145 133V131L143 132ZM159 133V132H158ZM181 134V132H178ZM204 133V132H203ZM212 133V132H210ZM227 133V132H226ZM259 133V132H257ZM115 134V133H114ZM126 134V132H125ZM140 134V133H139ZM175 134V133H174ZM182 134L185 135L184 131L182 132ZM192 134V133H191ZM197 134V133H196ZM205 134V133H204ZM241 134V133H240ZM262 134V133H261ZM93 135V134H92ZM144 135V134H143ZM202 135V134H201ZM228 135V136H229ZM243 136V134H241ZM260 135V134H258ZM257 135V136H258ZM127 136V135H126ZM138 136V134H137ZM155 136V135H154ZM182 136V135H181ZM195 136V135H193ZM211 136V135H210ZM235 136V134H234ZM239 136V135H238ZM178 137V136H176ZM183 137V136H182ZM185 137V136H184ZM201 137V136H200ZM244 137V136H243ZM246 137V135H245ZM92 138V137H91ZM90 138V139H91ZM97 140L99 137H96ZM139 138V137H138ZM147 138V137H146ZM181 138V137H180ZM178 138V139H180ZM212 138H216V137H213ZM227 138V137H226ZM233 138V136H232ZM253 138V139H254ZM126 139V138H125ZM136 139V138H135ZM141 139V138H140ZM153 136H152V140H153ZM158 139V138H157ZM187 139V138H186ZM230 139V138H229ZM241 139H244V138H241ZM239 138V140H241ZM246 139V138H245ZM242 140L244 143L246 142V140ZM256 143L258 145V148L253 151V147H252V150L253 152H248L246 150V146L244 145H247L244 144L243 147H242V150H243V155H240L239 156V161L240 159H244L242 160L243 162L245 161H254L256 156L258 155L259 151L261 150H264V135L263 136H258L257 138ZM254 139V140H255ZM109 140V139H108ZM107 140V141H108ZM112 140V139H111ZM118 140V139H117ZM116 140V141H117ZM150 140V139H149ZM211 140V139H210ZM221 140V138H220ZM233 140V139H232ZM231 140V142H232ZM237 140V138H236ZM100 142V140H98ZM146 141V140H145ZM144 141V142H145ZM165 141V140H164ZM163 141V142H164ZM167 141V140H166ZM212 141V140H211ZM223 141V140H222ZM221 141V142H222ZM235 141V139H234ZM251 141V140H249ZM132 142V141H131ZM149 142V141H148ZM146 142V143H148ZM168 142V141H167ZM179 142V141H178ZM209 142V141H208ZM206 142V143H208ZM241 142V141H240ZM104 143V142H103ZM141 142H139L140 144ZM158 143V142H157ZM202 143V142H201ZM205 143V142H204ZM224 143V142H223ZM230 143V142H229ZM102 144V143H101ZM116 144V143H115ZM123 143H121L122 145ZM145 144V143H144ZM149 144V143H148ZM147 144V145H148ZM152 144V143H151ZM163 144V143H162ZM187 144V143H186ZM197 144V143H196ZM216 143H214L213 145L215 146ZM219 144V143H218ZM251 144V142H250ZM91 145H92V142H91ZM90 145V146H91ZM94 149L95 151L98 153V146H99V143L97 141H94ZM113 145V144H112ZM119 145V143L117 144ZM132 145V143H131ZM146 145V144H145ZM144 145V146H145ZM155 145V144H154ZM179 145V144H178ZM189 145V144H188ZM195 145V143H194ZM212 145V144H211ZM222 145V143H221ZM229 145V144H228ZM231 145V144H230ZM249 145V143H248ZM247 145V146H248ZM115 146V145H114ZM112 146V147H114ZM135 146V145H133ZM137 146V145H136ZM143 146V147H144ZM150 146V145H149ZM148 146V147H149ZM162 146V145H160ZM168 146V145H167ZM173 146V145H172ZM175 146V145H174ZM234 146V145H233ZM104 147V146H103ZM120 147V146H119ZM151 147V146H150ZM158 147V146H156ZM170 147V146H169ZM183 147V145H182ZM187 148H191L190 146H185ZM204 147V146H203ZM220 147V146H219ZM229 147V146H228ZM232 147V146H230ZM229 147V148H230ZM250 147V148H251ZM152 148V147H151ZM154 148V146H153ZM184 148V147H183ZM193 148V146H192ZM249 148V147H248ZM79 149V148H78ZM101 149V148H100ZM112 149V148H111ZM114 149V148H113ZM137 149V148H136ZM135 149V150H136ZM146 149V147H145ZM171 149V148H170ZM180 149V148H179ZM201 149V148H200ZM204 149V148H203ZM221 149V148H220ZM110 150V149H109ZM108 150V151H109ZM117 151H121V150H118L116 149ZM125 150V149H124ZM148 150V148H147ZM146 150V154L147 152L150 154V151H147ZM165 150V149H163ZM173 150V149H172ZM183 150V149H181ZM192 150V149H191ZM234 150V149H233ZM235 150H236V147H235ZM240 150V149H239ZM81 154H86L87 152H85V150H79ZM102 151V150H101ZM126 151V150H125ZM124 151V153H125ZM140 151V150H138ZM167 151V150H166ZM175 151V150H174ZM184 151V150H183ZM182 151V152H183ZM229 151V150H228ZM145 152V151H144ZM156 152V151H155ZM161 152V151H159ZM186 152V151H185ZM194 152V151H192ZM227 152V151H226ZM232 152V155L234 156L233 154V151H230ZM237 152V151H236ZM239 152V151H238ZM96 153V154H97ZM102 153V152H101ZM109 153V152H108ZM107 153V154H108ZM112 153V152H111ZM117 153V152H116ZM162 153V152H161ZM164 153V152H163ZM168 153V152H167ZM166 153V154H167ZM171 153V152H169ZM174 153V152H173ZM176 153V152H175ZM184 153V152H183ZM187 153V152H186ZM220 153V152H219ZM240 153V152H239ZM25 154V155H26ZM113 154V153H112ZM157 154V153H156ZM177 154V153H176ZM223 154V153H222ZM89 155V154H88ZM98 155V154H97ZM138 155V154H137ZM192 155V154H191ZM83 156V155H82ZM90 156V155H89ZM126 156V155H124ZM164 156V155H163ZM193 156V155H192ZM236 156V155H235ZM86 158V156H84ZM158 157V156H157ZM174 157V156H173ZM181 157V156H179ZM178 157V158H179ZM201 157V156H200ZM199 157V158H200ZM230 157V156H229ZM238 157V156H237ZM236 157V158H237ZM259 157V156H258ZM261 157H263L261 155ZM89 158H92V157H89ZM95 158V157H94ZM94 158H92L94 160ZM124 158V157H123ZM139 158V156H138ZM137 158V159H138ZM154 158V157H153ZM152 158V159H153ZM156 158V157H155ZM176 158H177V155H176ZM186 158V157H185ZM205 158V157H204ZM228 158V157H227ZM226 158V159H227ZM30 159V158H29ZM32 159V158H31ZM106 159H108L106 157ZM144 159V158H143ZM149 159V158H148ZM181 159V158H180ZM183 159V157H182ZM181 159V160H182ZM196 159V158H195ZM194 159V160H195ZM208 159V157H207ZM224 159V158H223ZM238 159V158H237ZM45 160V159H44ZM86 160H89V159H86ZM141 160V159H140ZM145 160H146V157H145ZM144 160V161H145ZM158 160V159H157ZM162 160V159H161ZM185 160V159H183ZM193 160V161H194ZM206 160V159H205ZM217 160V159H216ZM235 160V158H234ZM264 160V159H263ZM6 161V160H5ZM27 161V160H26ZM29 161V160H28ZM96 161V160H95ZM103 161V160H102ZM143 161V162H144ZM159 161V160H158ZM157 161V162H158ZM187 161V160H185ZM185 161L184 164H185ZM190 162V160H188ZM187 161V162H188ZM210 161V160H209ZM212 161V160H211ZM221 161L218 160V162ZM228 161V160H227ZM233 161V160H232ZM92 162V161H91ZM137 162V161H136ZM147 162V161H145ZM144 162V163H145ZM181 162V161H180ZM215 162V161H213ZM243 162H239L240 163V166L241 167H237L235 169V171L231 174H220L218 172H214V171H209V172H206L205 170L204 173L203 171L202 172H196L197 168L194 169V165H192L191 169L193 168L195 171H194V176L195 177V172L198 174L197 176V179L199 181V185L197 186V193H191L190 195L188 194V196H186L185 192L184 191H181L179 190L177 192V195L175 197V201H171L169 199H166L164 198L163 200L161 201H156V200H143L151 209V212H152V215L155 217V221H154V228H153V231L147 235L141 233V232H137L139 234H142L143 236H145L147 239H155V240H158L161 244L167 246L169 249H171V251L173 253H178L181 251L183 245H185L188 241V236L186 235V231L188 229H194L196 227H201L203 229H206L208 230L209 232H211L215 238V242H214V249L216 250H221L223 246H227L228 249H229V252H230V256L233 257L234 259H236L239 264H261V260L262 258V247H261V244H262V238H261V224H262V216H264V176L260 173H257V174H254V170L252 168V165L250 163V165H245ZM4 163V162H3ZM6 163V162H5ZM21 163V162H20ZM25 163V161H24ZM38 163V162H37ZM95 163V162H94ZM115 163V162H114ZM141 163V162H140ZM150 163V162H149ZM152 163V161H151ZM150 163V164H151ZM182 163V162H181ZM192 163V161H191ZM199 163V162H198ZM201 163V162H200ZM217 163V162H216ZM221 163V162H220ZM238 163V164H239ZM246 163V162H245ZM249 163V162H248ZM263 163V164H262ZM262 165H264V161H262ZM11 164V163H10ZM42 164V163H40ZM80 164V163H78ZM77 164V166H78ZM84 164V163H83ZM87 164V163H86ZM148 164V163H147ZM146 164V166H147ZM156 164V163H155ZM177 164V162H176ZM189 164L188 163V167H189ZM193 164V163H192ZM208 164V163H207ZM223 164V163H222ZM228 164V163H227ZM234 164H237V163H234ZM253 164V163H252ZM260 164V165H261ZM15 165V163H14ZM13 165V166H14ZM47 165V164H46ZM81 165V164H80ZM101 165V163H100ZM131 165V164H130ZM135 165V164H134ZM157 165V164H156ZM182 166V164H180ZM191 165V164H190ZM202 165V163H201ZM226 165V164H225ZM230 165H231V162H230ZM259 165V164H258ZM12 166V164H11ZM72 166V165H70ZM82 166V165H81ZM96 166V165H95ZM104 166V165H103ZM108 166V165H107ZM110 166V165H109ZM115 166V165H114ZM139 166V165H138ZM144 166V164L142 165V167ZM150 166V165H149ZM158 166V165H157ZM183 166H186V165H183ZM194 166V167H193ZM207 166V165H206ZM212 166V165H210ZM63 167V166H62ZM66 167V165L64 166ZM84 167V166H83ZM98 167V166H97ZM141 167V168H142ZM152 167V165H151ZM180 167V166H179ZM177 167V169L179 168ZM187 167V168H188ZM213 167V166H212ZM217 167V166H216ZM222 167V166H221ZM102 168V167H101ZM105 168V167H104ZM146 168V167H145ZM144 168V170H146ZM148 168V167H147ZM153 168V167H152ZM185 168V167H183ZM199 168V167H198ZM207 168L209 169V167L207 166ZM228 168V167H227ZM230 168V167H229ZM258 168V167H256ZM11 169V168H10ZM64 169V168H63ZM100 169V168H99ZM99 169H98V173H99ZM108 169V168H106ZM176 169V168H175ZM186 169V168H185ZM185 169H183V171H185ZM189 169V172H190V168ZM187 169V170H188ZM192 169V170H193ZM201 169V167H200ZM211 169V168H210ZM218 169V168H217ZM223 169L224 166H223ZM262 169V168H261ZM8 170V169H7ZM75 170V169H73ZM105 170V169H104ZM110 170V169H109ZM143 170V172H144ZM179 170V169H178ZM177 170V171H178ZM214 170L216 171V169L214 168ZM230 170V169H229ZM259 170V169H258ZM1 169V166H0V262H8V261H11V258L13 261H21V258L24 259V260H29V263L28 264H55L56 262V256L57 254L62 251L61 249L65 247V244L61 243L62 245L58 244L54 249H45L43 250L40 254L38 255H32L30 258H28L26 255H25V251L23 250L24 249V246H26L27 244H29L31 242L30 240V237L24 235L20 229H18L17 227H15L13 224H12V221H11V218L9 216V208L8 206L3 202L1 196H2V192L4 190V187L5 185L8 183V181L10 180L8 177H6ZM5 171V170H4ZM118 171V170H117ZM142 171V170H141ZM153 171V169H152ZM155 171V170H154ZM157 171V170H156ZM155 171V172H156ZM159 172H167V171H160L158 170ZM172 171V170H171ZM176 171V170H175ZM176 171V172H177ZM181 171V169H180ZM222 171V170H221ZM231 171V170H230ZM24 172V171H23ZM49 172V171H48ZM71 172V171H70ZM136 172V171H135ZM154 172V173H155ZM157 173V174H160V173ZM173 172V171H172ZM182 172V171H181ZM193 172V171H192ZM229 172V171H227ZM106 173V172H105ZM104 173V175H105ZM146 173V172H145ZM150 173V172H149ZM169 173V172H168ZM179 173V172H178ZM183 173V172H182ZM188 173V172H186ZM223 173V172H222ZM71 174V173H70ZM95 174V172H94ZM110 174V173H109ZM139 174V173H138ZM147 174V173H146ZM145 174V175H146ZM163 173H161L162 175ZM166 174V173H164ZM189 174H192V173H189ZM75 175V174H74ZM144 175V174H143ZM169 175V174H168ZM166 175V176H168ZM172 175V174H171ZM180 175V174H178ZM187 175V174H185ZM73 176V175H71ZM76 176V175H75ZM101 176V175H100ZM110 176V175H109ZM158 176V175H157ZM163 176V175H162ZM165 176V175H164ZM163 176V177H164ZM174 176V175H173ZM104 177V176H103ZM139 177V176H138ZM147 177V176H145ZM172 177V176H171ZM190 177V176H189ZM188 177V179H189ZM105 178V177H104ZM103 178V179H104ZM151 178V177H150ZM170 178V177H169ZM185 178V177H183ZM187 178V176H186ZM102 179V178H101ZM102 179V180H103ZM107 179V178H106ZM114 179V178H113ZM144 179V178H143ZM146 179V178H145ZM171 181H172V178H170ZM195 179V178H194ZM117 180V179H116ZM115 180V181H116ZM137 180V179H136ZM142 180V179H141ZM175 180V179H174ZM180 180V179H179ZM183 180V179H182ZM11 181V180H10ZM85 181V180H84ZM106 181V180H105ZM113 181V180H112ZM150 181H152V179H150ZM186 182V180H183ZM189 181V180H188ZM121 182V181H120ZM136 182V181H135ZM184 182V183H185ZM190 182V181H189ZM12 183V182H11ZM10 183V184H11ZM25 183V182H24ZM110 183H111V180H110ZM140 183V182H139ZM142 183V182H141ZM177 183V182H175ZM179 183V181H178ZM192 183V181H191ZM102 184H104V182H102ZM142 184H145V183H142ZM151 184V183H150ZM155 184V183H154ZM180 184V183H179ZM188 184V183H187ZM197 184V183H195ZM29 185V184H28ZM77 185V184H76ZM93 185V184H92ZM127 185V184H126ZM129 185V184H128ZM137 185V184H136ZM135 185V186H136ZM161 185H164L163 182ZM181 185V184H180ZM194 185V184H193ZM106 186V185H105ZM104 186V187H105ZM111 186V185H110ZM121 186V185H120ZM140 186V185H139ZM154 187V185H152ZM167 186V185H166ZM190 186V185H189ZM195 186V185H194ZM9 187V185H8ZM146 187V186H145ZM79 188V187H78ZM100 188V187H99ZM108 188V187H107ZM125 188V187H123ZM122 188V189H123ZM140 188V187H139ZM138 188V189H139ZM144 188V187H143ZM177 188V187H176ZM182 188V187H181ZM110 189V187H109ZM134 189V187H133ZM152 189V188H150ZM154 189V188H153ZM159 189V188H158ZM162 189V188H161ZM169 189V187L167 188ZM172 189V188H171ZM179 189V188H177ZM196 189V188H195ZM79 190V189H78ZM108 190V189H107ZM155 190V189H154ZM91 191V190H90ZM134 191V190H132ZM131 191V193H132ZM151 191V190H149ZM191 191V189L189 190ZM79 192V191H78ZM105 192V191H103ZM110 192V191H109ZM195 192V191H194ZM23 193V192H22ZM107 193V191H106ZM112 193V192H110ZM155 193V192H154ZM157 193V192H156ZM168 193V192H167ZM166 193V194H167ZM188 193V192H187ZM78 194V193H77ZM91 194V193H90ZM89 194V195H90ZM129 194V193H128ZM165 194V193H164ZM25 195V194H24ZM55 195V193H54ZM72 195V194H71ZM88 195V197H89ZM116 195V194H115ZM130 195V194H129ZM135 195V194H134ZM142 195V194H141ZM162 195V194H161ZM175 195V193L173 194ZM93 196V195H92ZM107 196V195H106ZM156 196V195H155ZM165 196V195H164ZM81 197V196H80ZM109 197V196H107ZM116 197V196H114ZM169 197V196H167ZM71 198V196H70ZM75 198V196H74ZM106 198V197H105ZM112 198H113V195H112ZM151 198V197H150ZM27 199V198H26ZM25 199V200H26ZM85 199V198H84ZM171 199V198H170ZM56 200V199H55ZM89 200V199H87ZM93 201V199H91ZM112 200H115L112 199ZM74 201V200H73ZM78 201V200H77ZM99 201V200H98ZM27 202V201H26ZM79 202H81L79 200ZM101 202V201H100ZM110 202V200L108 201ZM31 203V202H30ZM73 203V202H72ZM113 203V202H112ZM27 204V203H26ZM33 204V203H32ZM95 204V203H94ZM98 204V203H97ZM109 204V203H108ZM31 205V204H30ZM56 205V204H55ZM58 205V204H57ZM99 205V204H98ZM32 206V205H31ZM34 206V204H33ZM32 206V207H33ZM70 206V205H69ZM73 206V205H72ZM29 207V206H28ZM57 207V206H56ZM63 207V206H62ZM74 207V206H73ZM85 207V206H84ZM31 208V207H30ZM35 208V207H34ZM34 208L32 210H34ZM60 208V207H59ZM65 208V207H64ZM63 208V209H64ZM86 208V207H85ZM89 208V207H88ZM91 208V207H90ZM98 208V206H97ZM101 208V206H100ZM58 209V208H57ZM71 209V207H70ZM96 209V208H95ZM124 211H121L125 214V217L127 215V209L125 206H124ZM62 210V209H61ZM73 210V209H72ZM106 210V209H105ZM121 210V205H120V202H118L116 204V206L114 207V211H120ZM58 211V210H57ZM77 211V210H76ZM75 211V212H76ZM81 211V210H80ZM83 211V210H82ZM81 211V212H82ZM90 211V210H88ZM93 211V210H92ZM96 211V210H95ZM94 211V213H95ZM112 211V210H111ZM40 212V211H39ZM62 212V211H61ZM67 212V211H66ZM71 212H74V211H71ZM42 213V212H41ZM40 213V214H41ZM65 213V212H64ZM78 213V212H77ZM89 213V212H88ZM100 213V216L102 217V219L104 220L105 218L106 219H110L113 217H111L113 214L111 215H108L106 213V215L102 212H99ZM31 214V213H30ZM69 214V213H68ZM79 214V213H78ZM96 214V213H95ZM24 215H27L26 213ZM32 215V214H31ZM58 216V214H56ZM62 215V213H61ZM66 215V214H65ZM77 215V214H76ZM84 215V213H83ZM91 215V214H90ZM97 215V214H96ZM43 216V214H42ZM51 216H54V215H51ZM55 216V217H57ZM68 216V215H67ZM75 216V215H74ZM81 216V215H80ZM79 216V217H80ZM45 217V216H44ZM47 218H49L47 215H46ZM60 217V216H59ZM64 217V216H63ZM77 217V219L79 218ZM92 218V216H90ZM98 217V216H97ZM96 217V218H97ZM115 217V216H114ZM124 217V216H123ZM125 217L123 218V220L119 221L121 224H126L125 223ZM38 218V216H37ZM46 218V219H47ZM53 218V217H51ZM67 218V217H66ZM82 218V217H81ZM88 218V217H87ZM50 219V218H49ZM47 220L46 223L48 221H51V220ZM56 219V218H55ZM74 219V218H73ZM68 220V218H67ZM84 220H85V217H84ZM87 220V219H86ZM116 220V219H115ZM58 220H56L57 222ZM81 221V219H80ZM83 221V220H82ZM88 221V220H87ZM93 221V220H92ZM38 222L39 219H38ZM52 222V221H51ZM60 222V219L59 221ZM71 222V221H70ZM74 222V221H73ZM77 222V221H75ZM89 222V221H88ZM94 222H97V221H94ZM103 222V221H102ZM101 222V224H103ZM117 222V221H116ZM62 223V222H61ZM78 223V222H77ZM110 223V222H109ZM118 223V222H117ZM45 224V223H43ZM48 224V223H47ZM52 224V223H51ZM56 224V223H55ZM59 224V223H58ZM64 224V223H63ZM71 224V223H70ZM73 224V223H72ZM80 224V223H79ZM78 224V225H79ZM82 224H84L82 222ZM90 224V222H89ZM88 224V225H89ZM93 224V222H92ZM100 224V221H99V225ZM106 224V222H105ZM111 224V223H110ZM114 224V223H113ZM120 224V225H121ZM53 225V224H52ZM76 225V223H75ZM107 225V224H106ZM105 225V226H106ZM49 226V225H48ZM47 226V227H48ZM57 227V225H55ZM55 226H52V228L54 227L55 229ZM59 226V225H58ZM65 226V224H64ZM87 226V225H86ZM104 226V224H103ZM60 227H63L60 226ZM75 227V226H74ZM73 227V228H74ZM122 227V226H121ZM50 228V227H49ZM64 228V227H63ZM71 228V227H70ZM107 228V231H108V226L105 227ZM110 228V227H109ZM123 228V227H122ZM62 229V228H61ZM81 228H79L78 230L80 231ZM94 229V228H93ZM100 229V228H98ZM53 230V229H52ZM56 230V229H55ZM72 230V229H71ZM92 230V229H91ZM100 230H103L102 228ZM114 230V229H113ZM39 230H37L38 232ZM61 231V230H60ZM76 231V229H75ZM73 231V232H75ZM86 231V230H85ZM89 231V230H88ZM87 231V232H88ZM28 232V231H27ZM26 232V233H27ZM32 232H35V231H32ZM40 232V231H39ZM38 232V233H39ZM42 232V231H41ZM50 232V231H49ZM65 232V231H64ZM90 232V231H89ZM94 232V231H93ZM98 232L100 233V231L98 230ZM111 232V230L109 231ZM109 232L105 233V234H109ZM113 232V231H112ZM111 232V233H112ZM51 233L54 235V233H56V235L58 234H63L62 232H58V231H55L54 233L51 231ZM84 233V232H83ZM86 233V232H85ZM98 233V234H99ZM110 233V234H111ZM114 233V232H113ZM66 235V233H64ZM73 234V233H72ZM90 234V233H89ZM103 234V232L101 233ZM47 235V234H46ZM51 235V234H49ZM55 235V236H56ZM80 235H82V233H80ZM84 235V234H83ZM100 235V234H99ZM112 235V234H111ZM110 235V236H111ZM115 235V234H114ZM114 235H113V239H116L114 238ZM37 236V235H36ZM45 236V234H44ZM70 236V235H69ZM68 236V237H69ZM91 236V234L89 235ZM88 236V237H89ZM94 236H96V234L94 233ZM107 236V235H106ZM47 237V236H46ZM50 236H48L49 238ZM80 240L82 242H85L87 241V238H84L83 236H79ZM35 238V237H34ZM43 238V236H42ZM58 238V237H57ZM56 238V239H57ZM67 238V237H66ZM71 238V237H70ZM95 238V237H94ZM223 238V239H222ZM38 239V238H36ZM40 239V238H39ZM51 239H52V236H51ZM55 239V240H56ZM61 239V238H60ZM63 239V238H62ZM68 239V238H67ZM90 240H92L91 238H88ZM43 240V239H42ZM65 240V238H64ZM97 240V239H96ZM95 240V242H96ZM40 241V240H39ZM38 242V241H37ZM52 242V241H51ZM50 242V243H51ZM56 241H53L52 243H54ZM58 242V241H57ZM61 242V241H59ZM94 242V241H93ZM115 242V241H113ZM41 243V242H40ZM44 243V242H43ZM51 243V244H52ZM73 243V242H71ZM225 243V244H223ZM82 244V243H81ZM84 244V243H83ZM100 244V243H99ZM43 245V244H42ZM94 245V244H93ZM92 245V247H93ZM46 246V245H45ZM82 246V245H81ZM151 246V245H150ZM44 248V245L42 246ZM76 247V245H75ZM141 247V246H140ZM46 248V247H45ZM68 248V247H67ZM70 248V247H69ZM68 248V249H69ZM77 248V247H76ZM82 248V247H81ZM143 248V247H142ZM151 248V247H149ZM153 248V247H152ZM188 248V247H186ZM37 249V248H36ZM39 249V248H38ZM144 249H145V246H144ZM147 249V248H146ZM40 250V249H39ZM77 250V249H76ZM83 250V248H82ZM93 250V249H92ZM152 250V249H151ZM187 250V249H186ZM72 251V249H71ZM70 251V252H71ZM74 251V250H73ZM143 251V250H142ZM154 252V250H152ZM66 252V251H65ZM83 252V251H82ZM152 252V253H153ZM158 252V251H157ZM188 252V251H187ZM186 252V253H187ZM34 253V252H33ZM37 253V252H36ZM69 256V253L68 251L66 252ZM81 253V252H80ZM79 253V254H80ZM90 253V252H88ZM87 253V254H88ZM92 253V251H91ZM137 253V252H136ZM151 253V252H150ZM150 253H147V254H150ZM72 254V253H71ZM138 254V253H137ZM154 254V253H153ZM188 254V253H187ZM63 255V253H62ZM81 255V254H80ZM151 255V254H150ZM189 255V254H188ZM64 256V255H63ZM86 256V254H85ZM89 256V255H88ZM87 256V258H88ZM149 256V255H147ZM154 256V255H153ZM195 256V255H193ZM82 257V256H81ZM136 257V256H135ZM75 257L71 256V264H74V259ZM96 258V257H94ZM134 258V257H133ZM153 258V257H152ZM151 258V259H152ZM193 258V257H192ZM216 258H220V256H217ZM84 259V258H83ZM166 259V258H165ZM190 259V258H189ZM195 259V258H194ZM81 260V258H80ZM88 260V259H87ZM133 260V259H132ZM148 260V259H147ZM90 261V260H89ZM88 261V262H89ZM100 261V260H99ZM26 262V261H25ZM62 262V261H61ZM63 262H65L63 260ZM62 262V263H63ZM83 262V260H82ZM27 263V262H26ZM91 263V262H90ZM216 263V262H215ZM223 263V262H222ZM57 264V262H56ZM70 264V262H69ZM220 264V262H219ZM227 264H230V263H227Z\"/></svg>", "mask_w": 264, "mask_h": 264}, {"label": "snow or ice", "instance_id": "6c2138e0", "mask_svg": "<svg viewBox=\"0 0 264 264\" xmlns=\"http://www.w3.org/2000/svg\"><path fill=\"white\" fill-rule=\"evenodd\" d=\"M253 7H259L261 12L264 13V0H259L258 5H251ZM84 63L87 65L93 64V62H99V57L93 54H90L89 52L85 51L84 53ZM133 58V54L127 53L124 51H120L115 56V61L117 63H121L125 66H127ZM261 238H262V257H264V216H262V224H261ZM0 264H23L22 261H8V262H0ZM63 264H67V262H63ZM137 264H202L199 260H142L138 261ZM212 264H215V262H212ZM261 264H264V258L261 260Z\"/></svg>", "mask_w": 264, "mask_h": 264}, {"label": "clouds", "instance_id": "9594fccd", "mask_svg": "<svg viewBox=\"0 0 264 264\" xmlns=\"http://www.w3.org/2000/svg\"><path fill=\"white\" fill-rule=\"evenodd\" d=\"M154 221L150 207L143 200L135 197L130 199L125 223L131 230L147 235L153 231Z\"/></svg>", "mask_w": 264, "mask_h": 264}]
</instances>
